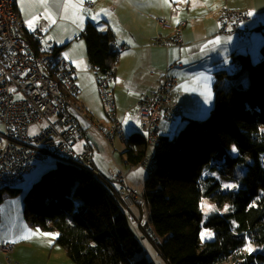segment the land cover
<instances>
[{
    "label": "trees",
    "instance_id": "trees-1",
    "mask_svg": "<svg viewBox=\"0 0 264 264\" xmlns=\"http://www.w3.org/2000/svg\"><path fill=\"white\" fill-rule=\"evenodd\" d=\"M83 37L90 64L102 72L116 66L110 31L100 32L88 22ZM231 59L242 73L216 75L208 115L187 119L175 135H160L153 146L155 167L140 193L149 218L143 231L154 236L165 264H264V42L257 62L241 52ZM224 75L239 83L224 86ZM123 143L122 162L128 165L148 152L141 132L129 134ZM232 146L237 149L233 155ZM248 158L252 161L237 176L235 168ZM219 179L240 185L222 189ZM203 197L219 208L205 218ZM23 214L31 225L56 230V243L76 264H154L136 257L139 234L108 179L99 180L76 163L57 161L43 172L23 195ZM202 228L211 229L213 237L202 241ZM248 243L251 253L244 250Z\"/></svg>",
    "mask_w": 264,
    "mask_h": 264
},
{
    "label": "crops",
    "instance_id": "crops-1",
    "mask_svg": "<svg viewBox=\"0 0 264 264\" xmlns=\"http://www.w3.org/2000/svg\"><path fill=\"white\" fill-rule=\"evenodd\" d=\"M87 1H90L91 5H86ZM255 2L257 1L14 0V7L28 32L37 24L34 23L35 18L41 17L39 21L45 28L46 36L48 32L50 35L48 38L53 41L62 57L68 62L71 79L77 87L78 104L93 121L91 125L84 118L77 117L86 134L76 140V149L82 150L86 142L92 152V158L96 155V159L99 156L111 159L114 167L109 168L110 174L104 172V175L112 187L115 190L119 187L115 172L121 168L126 172L128 182L134 191L140 194L144 190L147 172L140 166L130 169L128 164L122 162L121 152L124 149V143L118 138L122 146H117L116 137L114 139L116 148H113L101 133V130L108 125V120L87 56L83 37L86 24L91 22L100 32L110 31L113 36L111 46L125 47L119 54L111 86L115 98L116 117L122 122L126 137L133 132L143 133L139 123L137 103L159 84L165 71L177 79L175 101L181 107L180 117L186 120L202 118L210 111L214 101L213 83L217 79L216 75L220 71L227 74L241 72L238 64L231 59L232 53L241 52L250 56H259L258 48L264 42V32L261 33L256 29L264 26V5L258 7ZM66 5L77 7L74 9ZM224 10L247 12L248 17L244 20V26L247 29L245 35L241 36L235 32L231 21L227 23L225 31H220L221 22L224 20ZM97 15L99 21L94 22L91 17ZM152 16L165 18L170 24L169 27L160 26ZM76 17L84 18L82 25ZM29 20L33 21L31 26L28 24ZM181 22L183 24L180 31L183 39L181 45L168 47L153 45V39L157 34L170 36ZM227 76L224 75L222 82L234 84L235 81ZM206 98H209L207 103L204 102ZM152 150L153 146H148V152H153ZM132 212L134 218L130 220L137 225L138 229H142L138 224L139 208L133 207ZM27 223L20 213H16L15 221L11 226L12 234L17 227H20L29 231L31 238L36 234L38 237H44L43 231L37 232L38 230L31 228L34 225L28 223L31 225L28 226ZM143 235H139V238ZM3 236L0 232V241ZM151 236L150 234L149 237ZM14 239L17 243L13 248L16 249L17 245V248L21 247L19 242L23 239ZM54 243L56 244L55 240ZM52 251L62 256L64 264H70L68 256H66L68 260L65 261L61 248L52 245L51 253ZM3 253L0 250V260L10 261L9 253H4L5 255ZM8 264L13 263L10 261Z\"/></svg>",
    "mask_w": 264,
    "mask_h": 264
},
{
    "label": "built area",
    "instance_id": "built-area-1",
    "mask_svg": "<svg viewBox=\"0 0 264 264\" xmlns=\"http://www.w3.org/2000/svg\"><path fill=\"white\" fill-rule=\"evenodd\" d=\"M91 5L90 1L85 2ZM162 27H169L165 18L152 16ZM246 11L224 10L220 31L233 22V30L246 34L244 20ZM182 22L170 36L157 34L154 46L181 45ZM116 45L114 52L124 50ZM94 72L99 98L108 125L101 130L106 142L114 147L117 137L122 142L126 137L123 124L116 117L115 98L111 86L115 67L103 72L99 65L90 64ZM177 79L166 71L159 84L137 103L141 129L149 146L158 143L161 135L159 124L176 122L181 107L175 101ZM77 87L70 76V67L58 47L46 36L39 21L31 31L24 28L23 21L14 7V0H0V199L4 190L15 187L23 175L35 165V161L53 158L57 161L76 163L99 180L106 178L92 161V152L85 142L77 150L75 141L85 136V130L78 120L84 118L93 125L78 104ZM142 167L147 174L155 167L153 152H147L130 169ZM118 189L115 195L124 212L134 218L132 207L139 205L141 216L138 224L145 230L149 221L144 197L137 194L128 182L126 172L121 168L115 172ZM154 239V236H151ZM0 250L9 253L12 245L0 243ZM19 264V263H14Z\"/></svg>",
    "mask_w": 264,
    "mask_h": 264
},
{
    "label": "rangeland",
    "instance_id": "rangeland-1",
    "mask_svg": "<svg viewBox=\"0 0 264 264\" xmlns=\"http://www.w3.org/2000/svg\"><path fill=\"white\" fill-rule=\"evenodd\" d=\"M256 1L257 2H255L256 3L255 5H257L258 7H262L264 5V0H256ZM260 10L262 11L261 8H260ZM35 19L36 20L34 23H38L39 19H41V17L37 16ZM256 30H259L261 33H263L264 32V26L262 25V26H260L259 29H256ZM47 37H50L48 32H47ZM258 50H259V48H258ZM250 57L254 63L257 62L259 59V56L258 57L250 56ZM228 70L231 71L229 68H228ZM231 79L233 81H235L234 82L235 85H237L239 83V82H237L238 78H231ZM243 81H242V83H246V78L243 79ZM223 85L226 87H229L231 85V83L226 82V84L223 83ZM97 91H98V88H97ZM213 104H214V101H213ZM213 104H212V106H213ZM212 106H211V108H212ZM208 113H209V111L202 118L207 116ZM81 121L83 122V119H81ZM186 121H187L186 118H184V117L182 118V117L178 116L176 122L173 124L160 123L159 124L160 132H162L168 136H173L185 125ZM1 130H2V125L0 124V131ZM115 140H116L117 146H119V145L122 146V143H119L120 141H118L119 140L118 138H116ZM232 149H233V146L230 148V153L232 155L236 154V152H233ZM95 156L92 158L94 165L96 167H99V169H101L100 172L103 175L105 173H109V171H110L109 168L114 167L112 160L106 156L105 157L99 156V158L96 159ZM251 161L252 160L250 158H248L246 160V163L238 165L234 170L235 174L237 176H241L243 174L247 164L250 163ZM56 163H57V160H55L53 158L35 161L34 162L35 166L32 169L28 170L23 175L22 180H20L17 183V185L15 186V189H17V191H18L15 195H11L8 190L3 191L2 199L0 201V225H1L0 226V232L4 236H3V238L1 237L2 239H1L0 243L9 242L12 245V250L9 252L8 258L10 259V261L13 264L14 263H19V264H64L63 258H62V256H60L59 253H57L55 251H52V253H51V246L52 245H54L58 248H61L65 261L68 260L66 257L67 254H66L65 250L59 244L54 243L55 237L57 235L56 230L53 229V230L47 231V230L42 229L39 226L38 227L31 226L30 224L27 223L28 226H31V228L38 230L37 232H39V230L44 232V237H38V234H36V235H33L32 238L30 237V232L27 231L26 229H22L20 227H17L16 231H14V234H12L13 232L11 230V226L15 221L16 213L17 214L20 213L22 218L24 219L23 195L27 192V190L29 189L31 184L34 181H36L41 176V174L43 172L55 167ZM261 163L264 166V154H261ZM219 180H220L222 189L229 188L228 185H234L235 187H238L240 185V181H235L233 179L232 180L219 179ZM235 187H232V188H235ZM75 203H76V205L79 204L80 200L75 199ZM205 205L209 206L210 210L206 211L204 208ZM200 209L202 211V215L204 216V218L208 214H210L211 212L219 210L217 205L206 197L202 198V200L200 202ZM221 210H224V208ZM140 216H141V214H140ZM132 229L134 231H136L139 235L144 234L143 237L140 236V238L138 237V239H137V245H139L140 248H139V252H136V257L138 259L141 257H145L147 260L152 261L151 263H154V264H165V261L158 257L157 249H156L155 245L153 244L152 239L149 237V235H147V233L145 231H143V228L138 229L137 225L132 222ZM206 231L211 232L212 235L210 237L205 236L202 239L201 233L206 232ZM45 234H52V235H45ZM11 237L23 239L21 242H19V245H22V246L17 248L18 247V245H17L16 249L13 248L14 245H16L17 241H16V239L11 238ZM212 237H213V231L211 229H209V228H202L201 229L200 238L202 241L205 239H210ZM133 249L135 250V245H133ZM10 261H7L6 259L0 260V262L2 264H8V262H10ZM69 262H70V264H76V263H73L71 260Z\"/></svg>",
    "mask_w": 264,
    "mask_h": 264
},
{
    "label": "snow or ice",
    "instance_id": "snow-or-ice-1",
    "mask_svg": "<svg viewBox=\"0 0 264 264\" xmlns=\"http://www.w3.org/2000/svg\"><path fill=\"white\" fill-rule=\"evenodd\" d=\"M81 2H82V0H81ZM66 7H72V8H76L77 6L76 5H66ZM249 15H251V13H249ZM76 19L81 23V25L83 24V17H76ZM91 19H93V21L94 22H98L99 21V16L97 15V16H92L91 17ZM32 23H33V21L32 20H29L28 21V24H29V26H31L32 25ZM208 99L209 98H206L205 99V103H207L208 102ZM232 151L233 152H236L237 151V149L235 148V146H233V149H232ZM228 187L229 188H232V187H235L234 185H228ZM204 208H205V210L207 211V210H210V207L209 206H204ZM45 235H52V234H45ZM212 235V233L211 232H203V233H201V238L203 239L205 236H211ZM245 251H248L249 253H251L252 251H253V248H252V245H251V243H248L247 245H246V247H245V249H244Z\"/></svg>",
    "mask_w": 264,
    "mask_h": 264
}]
</instances>
